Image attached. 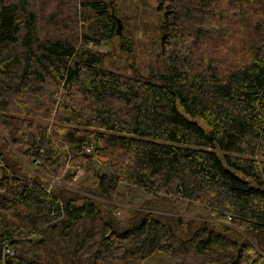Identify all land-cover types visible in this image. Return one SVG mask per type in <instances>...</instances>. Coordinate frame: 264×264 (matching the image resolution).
Returning a JSON list of instances; mask_svg holds the SVG:
<instances>
[{
	"label": "trees",
	"instance_id": "obj_1",
	"mask_svg": "<svg viewBox=\"0 0 264 264\" xmlns=\"http://www.w3.org/2000/svg\"><path fill=\"white\" fill-rule=\"evenodd\" d=\"M157 2L142 74L131 38L125 68L92 48L116 36L105 0H0V264H264V0ZM91 163L95 197L73 183ZM123 184L210 220H119Z\"/></svg>",
	"mask_w": 264,
	"mask_h": 264
},
{
	"label": "rangeland",
	"instance_id": "obj_2",
	"mask_svg": "<svg viewBox=\"0 0 264 264\" xmlns=\"http://www.w3.org/2000/svg\"><path fill=\"white\" fill-rule=\"evenodd\" d=\"M109 4L110 13H112L122 26L120 35H117L111 39V41L103 42L99 46H92V48L104 55L105 65L109 67H127L128 62H132L127 53L118 47L121 42L119 36H123L128 39H132L133 45V58L135 66L142 74H147L152 68H156V54L160 53L161 47L159 38L161 37V29L163 22V11L158 10L157 0H105ZM165 6V5H164ZM163 7V6H162ZM252 10H248L247 14L253 19L260 17L259 13ZM117 19H115L117 29ZM155 55V56H154ZM129 58L130 61L126 58ZM124 70V69H123ZM129 70V68H128ZM127 70V71H128ZM179 110H181L178 104ZM189 120L198 122L202 127H206L202 120L195 116H187ZM1 134V131H0ZM10 153H13L17 157L22 165L30 170L33 167L30 165L28 156L21 155L19 151L11 148ZM66 169L70 170L66 166ZM109 170L106 166H102L97 163H91L86 165L84 169H80L74 174L73 183L77 190H79L84 196L95 197L92 191L95 189L97 183V177L102 174L108 173ZM62 181L61 178L51 179L48 188H51L53 184H59ZM46 189V190H47ZM4 190L0 188V192ZM114 206L118 207L114 209L113 213L119 220L127 221L135 210L140 209L144 211L154 212L163 215H173L181 217L186 221L191 220H208L209 212L202 208L197 203L179 200L178 202H172L170 199L162 198L161 196H147L144 191L139 190L136 187L128 184L119 186L117 196L114 198ZM210 220V219H209ZM185 229V227H184ZM148 264H176L166 255L156 253L146 261Z\"/></svg>",
	"mask_w": 264,
	"mask_h": 264
},
{
	"label": "water",
	"instance_id": "obj_3",
	"mask_svg": "<svg viewBox=\"0 0 264 264\" xmlns=\"http://www.w3.org/2000/svg\"><path fill=\"white\" fill-rule=\"evenodd\" d=\"M118 20L119 19L116 20L117 21V29H116V33L115 34L120 35L122 26L120 24V21H118Z\"/></svg>",
	"mask_w": 264,
	"mask_h": 264
},
{
	"label": "built area",
	"instance_id": "obj_4",
	"mask_svg": "<svg viewBox=\"0 0 264 264\" xmlns=\"http://www.w3.org/2000/svg\"><path fill=\"white\" fill-rule=\"evenodd\" d=\"M47 191H49L48 189H47ZM8 252V251H7ZM9 254H10V252H9Z\"/></svg>",
	"mask_w": 264,
	"mask_h": 264
}]
</instances>
